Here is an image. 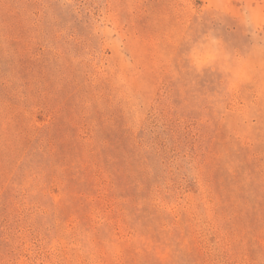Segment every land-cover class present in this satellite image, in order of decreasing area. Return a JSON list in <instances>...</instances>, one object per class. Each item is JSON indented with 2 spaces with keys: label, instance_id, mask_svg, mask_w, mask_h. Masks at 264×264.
<instances>
[{
  "label": "rangeland",
  "instance_id": "obj_1",
  "mask_svg": "<svg viewBox=\"0 0 264 264\" xmlns=\"http://www.w3.org/2000/svg\"><path fill=\"white\" fill-rule=\"evenodd\" d=\"M0 264H264V0H0Z\"/></svg>",
  "mask_w": 264,
  "mask_h": 264
}]
</instances>
